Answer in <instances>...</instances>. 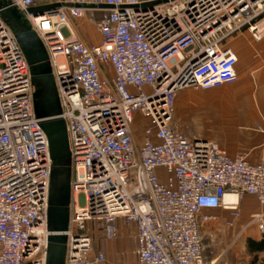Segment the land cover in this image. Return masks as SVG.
<instances>
[{"label": "built area", "instance_id": "obj_1", "mask_svg": "<svg viewBox=\"0 0 264 264\" xmlns=\"http://www.w3.org/2000/svg\"><path fill=\"white\" fill-rule=\"evenodd\" d=\"M41 1L0 6V264H46L54 235L66 236V264H104L120 221L135 227L139 264H206L203 227L219 221L212 211L229 212L225 225L233 228L244 198L264 207V161L230 156L175 128L177 96L236 84L239 57L224 42L244 31L264 41V0H46L49 10L32 12ZM11 8L47 50L61 107L55 117L67 124L64 232L49 231L54 162L31 66L2 17ZM88 15L98 45L75 27ZM228 194L239 204L229 205ZM250 226L263 235L264 212Z\"/></svg>", "mask_w": 264, "mask_h": 264}, {"label": "rangeland", "instance_id": "obj_2", "mask_svg": "<svg viewBox=\"0 0 264 264\" xmlns=\"http://www.w3.org/2000/svg\"><path fill=\"white\" fill-rule=\"evenodd\" d=\"M99 17L100 14L97 13L94 19ZM75 27L86 43L93 38L97 40L98 32L90 15L76 21ZM235 41H239V44L247 49L252 48L255 54H259L257 53L259 45L253 41L247 31L235 34L224 43L229 44V42ZM243 56L242 54L239 55L240 64L242 65L245 59ZM33 89L36 92L35 86ZM177 99L174 126L190 138L204 133L203 126L208 119L207 112L211 110L223 111L222 118L224 117L225 121H229L226 125L234 131L246 132L249 129L251 130L252 127L254 128V121H251L253 114L262 115L264 121V106L258 103L256 88L249 89L243 79H238L236 84L227 85L218 90L204 91L197 88L184 90L178 94ZM142 121L138 118L136 129H141L143 126ZM261 128L264 131L263 125L257 126L260 131ZM140 129L139 133L141 132ZM249 201H255V199L246 197L241 201L239 207L240 220L233 228L225 225V214L230 216L229 212L226 211L224 214L222 213L223 210L212 211L214 215L219 217V221L203 227L206 264H264V255L259 254L255 257L247 253V240H256V238L262 236L256 226L245 227L251 220V215L255 213L254 211L260 209L258 203H256L255 209L247 211L244 205L245 202L249 203ZM133 229V225L123 226L120 229L121 234L118 239L105 242L107 252L104 264H138ZM101 238V233L96 230L94 248L101 244Z\"/></svg>", "mask_w": 264, "mask_h": 264}, {"label": "water", "instance_id": "obj_3", "mask_svg": "<svg viewBox=\"0 0 264 264\" xmlns=\"http://www.w3.org/2000/svg\"><path fill=\"white\" fill-rule=\"evenodd\" d=\"M6 3L7 0H0V6ZM45 10H49V7L31 9L32 12L40 14ZM2 17L14 31L17 42L31 66L32 81L36 89L33 104L37 118L43 120L41 127L49 139L51 158L54 162L49 189V231L64 232L70 221L72 161L66 121L55 117L60 115L61 107L47 51L21 13L9 9ZM65 245L66 236H51L46 264H66Z\"/></svg>", "mask_w": 264, "mask_h": 264}, {"label": "crops", "instance_id": "obj_4", "mask_svg": "<svg viewBox=\"0 0 264 264\" xmlns=\"http://www.w3.org/2000/svg\"><path fill=\"white\" fill-rule=\"evenodd\" d=\"M45 1L42 0L36 8L44 7ZM97 40L95 38L88 41L90 45H98L101 42V37L97 35ZM231 44V45H230ZM258 44V55L254 53L252 48H245L239 44V41L226 42L224 43L225 47L231 48L234 52H236L241 56L244 55V64H240V59L237 65L238 79H243V82L247 85L249 89L256 88L258 103L264 106V41ZM257 50V49H256ZM223 88V87H222ZM220 88V89H222ZM218 90V89H217ZM226 111V110H225ZM222 112L219 110H211L207 112V122L204 124V133L201 135L194 136V138L204 139L207 141H213L218 143L222 149H224L228 155L237 156L238 154L248 155V160L253 163H259L264 161V131L261 132L257 129V126H264L263 116L253 114L252 120L254 121V128L251 130L245 131H234L231 130L226 123L229 121L222 118ZM226 126V127H225ZM262 129V128H261ZM253 198V197H251ZM255 199V198H253ZM256 203L259 205V210H255V213L264 212V207H262L257 199L255 201H249V203L245 202V207L247 211L256 208ZM214 211H222V210H214ZM226 212V211H225ZM225 212H222L225 214ZM253 213L251 216L255 215ZM225 220L229 217L226 215ZM123 226H129L125 224L124 221H120V229ZM93 227V226H92ZM95 228V226H94ZM134 231V239H135V227ZM96 231V230H95ZM121 234V233H120ZM260 234V233H259ZM262 236L256 238L259 240ZM98 247V246H97ZM96 247V248H97ZM137 251V249H136ZM264 255V253H259ZM137 261V257H136ZM138 263V261H137ZM139 264V263H138Z\"/></svg>", "mask_w": 264, "mask_h": 264}, {"label": "trees", "instance_id": "obj_5", "mask_svg": "<svg viewBox=\"0 0 264 264\" xmlns=\"http://www.w3.org/2000/svg\"><path fill=\"white\" fill-rule=\"evenodd\" d=\"M11 10L18 11L16 8L15 9L11 8ZM25 20H26V18H25ZM26 22L29 25L27 20H26ZM247 253H248V255L255 256V257H256V255H259V253H264V234L262 235V237L259 240H257V239L256 240H254V239H248L247 240Z\"/></svg>", "mask_w": 264, "mask_h": 264}, {"label": "bare ground", "instance_id": "obj_6", "mask_svg": "<svg viewBox=\"0 0 264 264\" xmlns=\"http://www.w3.org/2000/svg\"><path fill=\"white\" fill-rule=\"evenodd\" d=\"M226 200H227L229 205H237V204H239L238 200H236V197L233 196V195H230V194H228L226 196Z\"/></svg>", "mask_w": 264, "mask_h": 264}]
</instances>
